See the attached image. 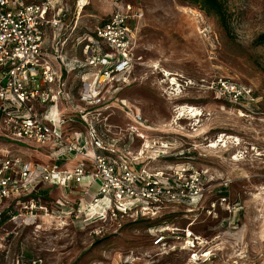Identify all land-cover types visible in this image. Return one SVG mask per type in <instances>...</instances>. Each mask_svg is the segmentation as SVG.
Here are the masks:
<instances>
[{
	"label": "rangeland",
	"instance_id": "1",
	"mask_svg": "<svg viewBox=\"0 0 264 264\" xmlns=\"http://www.w3.org/2000/svg\"><path fill=\"white\" fill-rule=\"evenodd\" d=\"M223 1L227 30L216 15L182 0H120L143 12L131 22L137 63L128 83L103 93L109 122L122 128L110 137L138 150L142 141L125 129L142 114L151 137L172 139L184 151L149 165L169 173L191 167L200 174V196L158 217L133 218L104 202L89 209L87 189L97 191V182L41 184L46 210H29L35 190L0 205V264H264V0ZM116 8L115 0H88L83 9L79 0H60L55 11L62 10L67 27L49 29L47 48L60 33L68 53L82 57L83 43ZM79 77L71 73L75 102ZM219 77L251 86L258 101L243 108L221 99L209 87ZM187 107L201 115L192 117ZM4 150L39 165L54 162L48 147L19 145L1 124L0 155ZM190 232L200 238L196 248L186 244ZM158 234L166 241L156 243Z\"/></svg>",
	"mask_w": 264,
	"mask_h": 264
},
{
	"label": "built area",
	"instance_id": "2",
	"mask_svg": "<svg viewBox=\"0 0 264 264\" xmlns=\"http://www.w3.org/2000/svg\"><path fill=\"white\" fill-rule=\"evenodd\" d=\"M115 1L116 10L96 28L92 40L83 43V55L77 57L67 51V36L59 37L52 49L45 44L46 26L64 28L65 14L54 11V0H0V125L17 144L48 147L55 157L54 163L39 165L4 151L0 155V205L37 192L41 184L83 185L85 179L84 186L89 188L98 183L96 204L108 203L115 215L133 218L158 217L170 205L200 196V174L191 167L169 173L149 165L184 151L172 139L151 137L142 125V114L135 113L125 129L132 141H142L138 150L123 148L118 138L110 137L122 128L109 122L103 93L106 86L128 83L127 75L137 63L136 27L131 22L143 16L140 8ZM73 71L82 72L78 102L71 92ZM209 87L221 99L243 108L259 99L251 86L231 78H215ZM58 126L65 128L59 131ZM77 157L81 160L73 169L60 164ZM28 203L29 210L47 209L34 199ZM191 235L187 234L186 244L196 248L200 238ZM165 237L158 234L155 242H165Z\"/></svg>",
	"mask_w": 264,
	"mask_h": 264
},
{
	"label": "trees",
	"instance_id": "3",
	"mask_svg": "<svg viewBox=\"0 0 264 264\" xmlns=\"http://www.w3.org/2000/svg\"><path fill=\"white\" fill-rule=\"evenodd\" d=\"M182 1L188 2L190 4H194L196 6H199V8L203 9L208 14L216 15L218 20H219V22H220V24H221V26H223L226 30L228 29L229 13H228V10H227V6H226V4H225V2L223 0H182ZM93 37H94V35H93ZM260 39L262 41H264V34H262L260 36ZM88 40L91 41L90 39H88ZM88 40H86V41H88ZM76 73L79 75L82 72L81 71H79V72L76 71ZM45 185H46V183H45ZM47 185L52 186L50 184H47ZM41 187L38 188V191L35 194L34 200L37 201L38 203L44 205L43 204L44 201L41 199V195H38L39 192H40V188ZM52 187H54V186H52ZM48 191L49 190H47L45 192L46 195H48ZM44 206H46V205H44Z\"/></svg>",
	"mask_w": 264,
	"mask_h": 264
},
{
	"label": "crops",
	"instance_id": "4",
	"mask_svg": "<svg viewBox=\"0 0 264 264\" xmlns=\"http://www.w3.org/2000/svg\"><path fill=\"white\" fill-rule=\"evenodd\" d=\"M30 1H35V0H30ZM55 1V4H59L60 3V0H54ZM55 11V10H54ZM54 11H52V12H50V15H53V13H54ZM63 24H64V29L67 27V25H66V23L63 21ZM51 28V30H53L54 28L52 27V25L51 24H49L48 26H46V28H45V31H44V33L45 34H48V31H49V29ZM54 31V30H53ZM55 38H54V43L56 42V41H58L57 40V36H58V33H56L55 35ZM50 49H52L53 48V46H51V47H49ZM71 56H73L72 55V53L70 54ZM56 112V111H55ZM4 151H6V150H4ZM47 154H49V157H47L48 158V160L50 161L51 159H53L54 160V162H55V157H54V152H52V151H50L49 150V153H47ZM47 156V155H46ZM81 160V158H79V157H77V158H74V159H72V160H67L65 163L63 162L62 164L64 165L63 166V168H65V169H73L74 167H75V165L79 162ZM54 162H52V163H54ZM73 162H76V164H72ZM52 163H47V164H52ZM42 165H46L45 163H41ZM139 165V164H138ZM97 193V191H92V190H87V195L85 196L86 198H85V202L86 203H88L89 201H92L93 200V198H94V195Z\"/></svg>",
	"mask_w": 264,
	"mask_h": 264
},
{
	"label": "bare ground",
	"instance_id": "5",
	"mask_svg": "<svg viewBox=\"0 0 264 264\" xmlns=\"http://www.w3.org/2000/svg\"><path fill=\"white\" fill-rule=\"evenodd\" d=\"M88 3V0H79V6H80V8L81 9H83V7L85 6V4H87ZM168 75H172V73H168ZM187 110H188V112L192 115V117H198V116H200L201 115V112H200V110L199 109H197V108H194V107H187ZM186 110V111H187ZM186 113V112H185ZM185 113H183V115L185 114ZM188 113V114H189ZM223 141V140H222ZM216 145L217 144H215V145H213V146H215L216 147ZM100 204H102V203H98V204H96L95 202H90V203H88V206H89V209H92V210H94V209H96Z\"/></svg>",
	"mask_w": 264,
	"mask_h": 264
}]
</instances>
